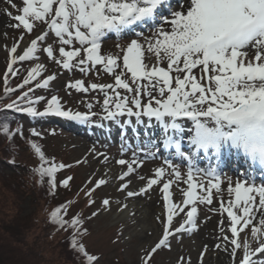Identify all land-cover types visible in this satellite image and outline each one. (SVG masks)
<instances>
[{
  "label": "snow or ice",
  "instance_id": "1",
  "mask_svg": "<svg viewBox=\"0 0 264 264\" xmlns=\"http://www.w3.org/2000/svg\"><path fill=\"white\" fill-rule=\"evenodd\" d=\"M6 2L18 13L13 15L5 10V14L16 22L10 27L22 28L27 34L33 32L37 23L46 28L27 43L21 54H17V49L24 40V32L10 48L6 47L5 96L36 82L41 76L43 65L37 63L27 70L22 84L16 89L8 86L9 77L19 74V69L14 66L36 59L40 51L64 70L76 69L87 74L99 66L101 71L113 77V83L85 85L83 80L77 79L70 81L67 87L78 92L102 93L103 121L131 125L132 118L136 124L144 123L147 118L148 126L155 121L163 130L160 141L163 147H174L175 153L188 162L185 178L179 166L164 158L163 166L157 167L137 192L129 190L131 180L127 178L142 161L136 158L116 161L118 165L126 166V171L118 177L121 181L118 190L126 192L127 197L144 194L154 185H162L163 219L156 217L162 226V236L150 250H145L141 264H150L159 249L170 248L171 236L194 230L198 220L197 205H211L213 190H221V176L215 168L200 169L192 164L197 153H211L219 160L222 150L235 149L264 167V0H175L179 10L169 7L168 15L159 17L158 23L157 10L162 5L167 6V0H22L23 6L19 8L13 0ZM149 21L153 22L151 35L144 36L142 31H135L134 26ZM129 32L136 38L126 44L117 43L116 53L102 52V41L108 34H114L119 40ZM50 34L55 38L53 43H47ZM41 44L47 46L41 49ZM77 44L79 47L75 46ZM195 70L199 71V76ZM55 79L52 74L36 82L35 88L29 87L27 92L6 104L5 109L34 118L55 115L85 123L96 115L92 112V103H88L87 112L65 110L56 95L47 100L43 111L37 110L35 105L44 98L33 99L30 93L48 88ZM121 117L127 119L121 121ZM185 125H188L187 131ZM4 132H9L7 126H4ZM169 133L187 136L189 150L182 151L181 140ZM31 135L39 136L40 133L33 130ZM28 143L39 161L33 171L40 178L47 177L50 193H53L55 173L65 165L47 160L37 143ZM154 147L156 152L147 153L153 158L159 153V146ZM104 159L106 161L107 157ZM69 180L71 177L62 180L60 185L67 187ZM174 182L186 185V188H180L181 203L172 202ZM88 183L92 186L82 191L91 207L96 203L94 193L107 181L100 178ZM227 191L233 198L220 201V210L227 213L231 233V237H221L224 251L230 249L235 264L237 251L241 249L240 234L251 226V238L259 246L252 249L245 238L238 264H264V259L260 258L264 255V185L238 179L233 186L229 180ZM71 203L55 208L49 221L57 230L69 234V248L84 257V264H96L98 257L89 254L81 242L88 231L83 227L84 220L79 214L65 218ZM101 203L104 208L110 205L106 198ZM181 213L185 218L173 229L174 217ZM97 215L98 212L91 214L92 217ZM180 264H184L183 258Z\"/></svg>",
  "mask_w": 264,
  "mask_h": 264
},
{
  "label": "rangeland",
  "instance_id": "2",
  "mask_svg": "<svg viewBox=\"0 0 264 264\" xmlns=\"http://www.w3.org/2000/svg\"><path fill=\"white\" fill-rule=\"evenodd\" d=\"M13 3L17 7H22V0H13ZM173 7V6H172ZM5 10L11 11L13 15L18 14L15 9H12L6 0H0V88L4 79L1 77L4 71L6 61L8 60L7 48H10L16 40L19 39L24 30L10 27L9 25L16 23L11 20L6 14ZM173 10H179L178 7H174ZM46 25L37 23L34 30L45 29ZM152 27L145 31H142L144 36H149L152 33ZM141 32V31H138ZM6 34V35H5ZM37 34H34L36 36ZM24 36L30 40L33 38V33L27 34L24 32ZM24 37L21 41L20 47L17 49V54H21L23 48L27 46L28 39ZM132 38H136L134 35L125 36L123 39L117 40L116 36L104 38L102 41L103 53H116L118 50L115 45L117 43L126 44ZM54 36L50 34L47 43H53ZM25 44V46H24ZM47 44H43V47ZM58 51V42L56 43ZM79 47V45H75ZM41 47V49L43 48ZM22 48V49H21ZM34 62L28 64L27 70L35 67L37 63L42 64L41 76L37 78L36 82L42 81L48 75L55 74L56 79L50 82V85L46 89H38L35 91L43 97L40 106H45V100L50 99L51 95H56L61 106L65 110H73V112H87L88 103H92V112L96 113L88 122H79L76 127H70L68 121L65 118L57 117L55 115H47V120L39 122L36 129H41L39 136L31 135L33 129H27V123L20 121L24 134V143L21 150L18 148V157L16 162L18 166L15 167V175L18 176L16 183L23 182L18 187L22 186L24 189H20L24 192L21 198H16L15 190L9 186H0V201L5 205L2 206L5 217H11L12 215L19 214L18 221H26L29 218L31 222L29 227L27 241L32 244V241L43 242V248L39 251L40 255L33 260L34 264H84V257L75 252L76 262L71 261L70 257L61 254L59 247L55 245V241H58V235L47 236V240H43L42 233L49 232V228L44 230L43 217L54 205H62L71 201L68 205V212L65 216L66 219H70L73 215L79 214L84 220L83 227L86 228L87 234L81 238V242L85 245V248L89 254L98 257L96 264H141L142 257L145 255V250H150L151 247L158 242L162 236V226L158 222L156 228H153L151 233L150 221L153 219V215L159 213V217L163 219L162 202L155 209L154 213L147 208L155 203V200H161L162 194L160 192L161 185H154L146 193L135 196L134 198L127 197L126 192H120L119 186L121 181L118 177L123 171H126V166L118 165L116 163L119 159H125L131 161L133 158L142 161L140 167L136 168L135 172L127 179L131 180L129 190H135L139 192L141 187H144L147 179L153 176V173L157 167L163 166V157L158 154L155 158L147 155L148 152H156L157 148L154 145H159L150 136L149 140L141 138L143 134H138L137 138L133 142L125 140L107 141L111 145L101 142L100 136L93 135L92 137L86 134L98 131V125H106L105 130L110 133L117 134L120 130L130 135L134 126L124 123H116L112 121H103L101 117L103 112L101 110V104L103 100V94L98 91L89 90V92H78L75 89L68 88V83L75 80H83L85 85L90 83H113V77L100 70L97 66L87 74H83L76 69L71 71L64 70L62 67L56 65L50 61L46 54L42 51L37 53V58L33 59ZM162 66L166 67V64ZM197 76L200 75L198 70H195ZM36 82L30 84L34 85ZM30 94L31 98L34 95ZM1 97V96H0ZM42 110V109H41ZM121 121L127 119L125 117L119 118ZM92 120L96 123H92ZM135 122V118H132ZM144 125H147V120L144 119ZM50 124V125H45ZM139 130V129H137ZM144 128L140 132H144ZM33 138L37 143L45 158L49 161H53L55 164L65 165L64 168H58L55 173V182L59 191L56 193H50L47 177L40 178L33 171V165L38 162V158L31 150L28 139ZM143 139V140H142ZM104 144V145H103ZM106 145V146H105ZM161 150H159V153ZM135 154V157H134ZM107 157L105 161L104 157ZM100 162V164H99ZM173 164L179 166L182 174L187 172V165L174 162ZM193 163V161H192ZM8 173V172H5ZM8 176V180L10 179ZM68 177H71L67 187H62L60 182ZM140 177H144L143 180ZM104 178L106 185L99 188L93 196L96 203L91 207L87 204V198L84 197L82 190H87L92 184H89V180L93 183L96 179ZM165 179H168L166 176ZM199 179L205 180L206 178L200 177ZM243 180L237 177L235 173L230 176H221V190L216 192L213 190V202L211 205L198 204V220L197 225L192 231H184L175 234L170 237L169 247L159 249L153 254L150 264H180L181 258H183L184 264H216L217 260L225 257L223 264H233V259L230 256V249L228 252L224 251V242L221 237L224 236V232L221 236L217 237L215 241L214 249H202L198 251L197 246H202L197 241L195 230L201 225V223H207L209 220L220 222L225 218L226 233L231 237V233L228 231L230 222L227 218V213H222L220 210V201L227 202L230 200V194L227 191L229 180L234 186L237 180ZM15 185V184H14ZM180 188H186L182 182L173 183L171 187L172 202L181 203L182 193ZM18 191V189H16ZM108 199L110 205L108 208L102 206V200ZM126 205V207H125ZM92 212H98L96 217H92ZM148 216V217H147ZM148 218V219H147ZM185 214L181 213L174 218L172 228L175 229L180 226ZM152 223H154L152 221ZM258 226V221H257ZM41 232V233H40ZM147 232L145 235L144 233ZM40 233V234H37ZM247 238L248 243L252 249L258 245L257 241L251 238V227L249 226L244 232L240 234L239 240L241 243V249L237 251L235 264H238L239 259L243 255V244ZM199 244V245H198ZM220 244L221 247L217 248L216 245ZM203 253V257H201ZM264 259L262 256L260 257Z\"/></svg>",
  "mask_w": 264,
  "mask_h": 264
},
{
  "label": "trees",
  "instance_id": "3",
  "mask_svg": "<svg viewBox=\"0 0 264 264\" xmlns=\"http://www.w3.org/2000/svg\"><path fill=\"white\" fill-rule=\"evenodd\" d=\"M9 85H12V82ZM0 96H2V91H0ZM4 97L7 100L11 98L12 95H4ZM2 103L6 102L0 101V186H9L10 188L12 186L13 190H15L16 198H21L24 192L28 191L23 192L20 190L24 188L22 186L18 187V185H21L23 182L16 183V179L18 181L20 180L18 176L15 175V167L18 166L16 158L19 154L17 150L18 148L20 150L21 148L23 149V146L20 144L24 143V134L22 132L23 125L21 127V124L16 123H20L22 117L17 111L5 109ZM4 126H7L9 129L8 133L4 132ZM36 126L38 125H36L35 119H29L26 128L33 129L40 133L41 130L36 129ZM17 129H19V131H17ZM29 141L35 142L33 138L30 137L28 139V142ZM38 163L39 161L33 165V168L38 166ZM10 174L11 180H8L7 177L10 176ZM16 189H18V191H16ZM55 191L56 193L59 191L57 186ZM2 206L5 205L0 201V212H4ZM58 206H60V204L52 206L50 211L42 218L45 226L44 230L49 228L47 235L42 233V237L44 238L43 240H47V236L50 235L51 238H53L54 235L59 234L60 236L57 239L58 241H55V245L60 248L62 255L68 256L71 261L74 260L76 262L75 251L69 248V234L65 231L57 230L56 225L49 221L50 213ZM4 216L6 215L0 213V264H34L33 260L40 255L39 251L43 248V242L32 241V244H30L27 241L29 235L27 233L30 231L29 227H31L30 224L32 221L30 222L29 218L26 221H18L20 218L19 214L12 215L8 218H4Z\"/></svg>",
  "mask_w": 264,
  "mask_h": 264
},
{
  "label": "bare ground",
  "instance_id": "4",
  "mask_svg": "<svg viewBox=\"0 0 264 264\" xmlns=\"http://www.w3.org/2000/svg\"><path fill=\"white\" fill-rule=\"evenodd\" d=\"M1 21H0V25H1ZM40 31L37 32V34H39ZM25 45V44H24ZM100 164V162H99ZM135 191V190H133ZM134 198V197H133ZM162 202V200H155V203H153L151 206L147 205V208L149 209V211H151L152 213H154L155 209L160 205V203ZM159 216V213L157 212V215L155 213V215H153V219L152 221L154 223H152V221H150L148 218V221L151 223L149 224V226L151 227V233H153V228L158 225V221L156 220V217ZM148 217V216H147ZM225 218L222 219V221L220 222H216V221H211L209 220L207 223L203 222L201 223V225L195 230V235H196V239L198 242H200L202 244V246H197L198 251H201L203 248L204 249H214L215 248V241L217 239V237L221 236V233L224 232V235L226 234V228H225V223L224 221ZM226 221V220H225ZM222 222V223H221ZM221 227H223L224 231L221 232ZM147 232H145L144 234H146ZM225 259V257L222 256V259H218L216 264H223V260Z\"/></svg>",
  "mask_w": 264,
  "mask_h": 264
}]
</instances>
